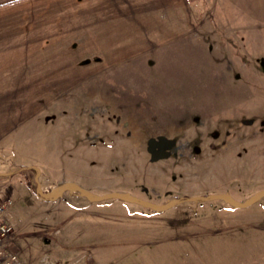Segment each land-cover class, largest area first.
<instances>
[{
	"label": "rangeland",
	"instance_id": "1",
	"mask_svg": "<svg viewBox=\"0 0 264 264\" xmlns=\"http://www.w3.org/2000/svg\"><path fill=\"white\" fill-rule=\"evenodd\" d=\"M179 2L189 29L166 42L168 19L52 18L50 96L20 112L0 175L24 264H218L264 235V0Z\"/></svg>",
	"mask_w": 264,
	"mask_h": 264
},
{
	"label": "crops",
	"instance_id": "2",
	"mask_svg": "<svg viewBox=\"0 0 264 264\" xmlns=\"http://www.w3.org/2000/svg\"><path fill=\"white\" fill-rule=\"evenodd\" d=\"M179 1L0 0V175L14 173L9 153L18 152L14 137L20 112L25 120L27 112L33 113L35 98L50 96L49 81L44 73L49 72L51 65L52 18L79 19L76 34L99 33L97 23L82 26L86 18L122 19L118 34H140L147 30V25L155 23L157 28L159 20L168 19L170 25L161 24L158 31L162 34L156 39L166 42L177 29H189V25H179L180 17L188 14L179 9ZM63 20L54 26L55 35L67 33ZM112 55L113 52L109 54ZM235 245L238 248L235 251L219 252L218 264H264V235L251 234Z\"/></svg>",
	"mask_w": 264,
	"mask_h": 264
},
{
	"label": "built area",
	"instance_id": "3",
	"mask_svg": "<svg viewBox=\"0 0 264 264\" xmlns=\"http://www.w3.org/2000/svg\"><path fill=\"white\" fill-rule=\"evenodd\" d=\"M15 202L11 198H7L0 203V264H24L18 253L10 248V243L13 238L15 225L12 222V210ZM41 264H56L53 260L50 261L48 256H45ZM90 264L93 259H90Z\"/></svg>",
	"mask_w": 264,
	"mask_h": 264
},
{
	"label": "water",
	"instance_id": "4",
	"mask_svg": "<svg viewBox=\"0 0 264 264\" xmlns=\"http://www.w3.org/2000/svg\"><path fill=\"white\" fill-rule=\"evenodd\" d=\"M169 155V152L166 151V150H160V151H153L152 152V157H153V160H157V159H162V158H167ZM76 189L75 186H70V187H65L63 188L61 191H59L57 193V195H61L63 192L67 191V190H74ZM81 191H84L81 189ZM85 192V191H84ZM117 195H111V196H108V197H116ZM107 197V198H108ZM215 197H210V199H214ZM209 198H203V200H207Z\"/></svg>",
	"mask_w": 264,
	"mask_h": 264
},
{
	"label": "flooded vegetation",
	"instance_id": "5",
	"mask_svg": "<svg viewBox=\"0 0 264 264\" xmlns=\"http://www.w3.org/2000/svg\"><path fill=\"white\" fill-rule=\"evenodd\" d=\"M162 145V144H161ZM160 150H166L165 148H159V150H157V151H160ZM167 151V150H166ZM169 156V155H168Z\"/></svg>",
	"mask_w": 264,
	"mask_h": 264
},
{
	"label": "bare ground",
	"instance_id": "6",
	"mask_svg": "<svg viewBox=\"0 0 264 264\" xmlns=\"http://www.w3.org/2000/svg\"><path fill=\"white\" fill-rule=\"evenodd\" d=\"M59 191H60V190H59ZM52 194H53V195H57V193H55V192H54V193H52Z\"/></svg>",
	"mask_w": 264,
	"mask_h": 264
},
{
	"label": "trees",
	"instance_id": "7",
	"mask_svg": "<svg viewBox=\"0 0 264 264\" xmlns=\"http://www.w3.org/2000/svg\"><path fill=\"white\" fill-rule=\"evenodd\" d=\"M201 200V199H200Z\"/></svg>",
	"mask_w": 264,
	"mask_h": 264
}]
</instances>
